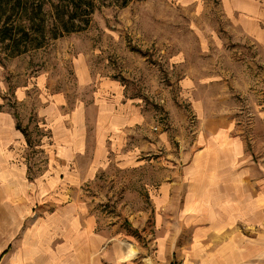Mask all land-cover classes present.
Listing matches in <instances>:
<instances>
[{
    "label": "rangeland",
    "instance_id": "obj_1",
    "mask_svg": "<svg viewBox=\"0 0 264 264\" xmlns=\"http://www.w3.org/2000/svg\"><path fill=\"white\" fill-rule=\"evenodd\" d=\"M256 1L254 19L264 29V0ZM94 4L82 30L40 47L10 54L0 42V114L11 115L23 138L9 144L15 153L8 168L0 166L13 176L0 175V228L8 230L0 231V264H17L20 246L21 264L64 256L57 224L67 196L42 191L50 175V131L38 114L56 94L68 106L81 101L91 119L97 85L114 82L149 125L147 157L96 170L68 191L94 216L90 235L101 256L118 245L139 264L169 258L175 264L174 251L187 250L192 222L177 215L179 200L158 201L157 180L164 167L170 181L173 157L187 151L200 130L228 127L246 139L248 152L264 156V44L243 32L230 0ZM78 69L89 79L83 88Z\"/></svg>",
    "mask_w": 264,
    "mask_h": 264
},
{
    "label": "crops",
    "instance_id": "obj_2",
    "mask_svg": "<svg viewBox=\"0 0 264 264\" xmlns=\"http://www.w3.org/2000/svg\"><path fill=\"white\" fill-rule=\"evenodd\" d=\"M230 2L240 12L237 19L243 32L264 44V29L254 19L258 2ZM77 71V85L83 88L88 76L82 69ZM87 109L81 101L68 106L65 98L56 94L38 113L50 131V179L42 191L67 196L57 224L63 234L59 250L64 256L50 258L49 264H139L134 257H126L118 245L103 256L97 254V243L90 235L94 216H86L85 202L68 191L96 170L110 164L129 166L147 157L144 136L150 133L149 125L141 109L127 101L114 82L97 85L91 119ZM21 139L11 115L0 114V166L8 168L15 153L8 146ZM186 149L173 157L177 162L168 169L170 181L165 179L164 167L157 180L158 201L179 200L177 215L192 222L188 248L184 253L174 251L175 264H264L263 153L248 152L246 139L224 126L200 130ZM2 171L1 179L13 177ZM21 248L13 263L21 264ZM170 259L159 264L173 263Z\"/></svg>",
    "mask_w": 264,
    "mask_h": 264
},
{
    "label": "trees",
    "instance_id": "obj_3",
    "mask_svg": "<svg viewBox=\"0 0 264 264\" xmlns=\"http://www.w3.org/2000/svg\"><path fill=\"white\" fill-rule=\"evenodd\" d=\"M94 8V0H0V42L10 54L40 47L82 30Z\"/></svg>",
    "mask_w": 264,
    "mask_h": 264
},
{
    "label": "bare ground",
    "instance_id": "obj_4",
    "mask_svg": "<svg viewBox=\"0 0 264 264\" xmlns=\"http://www.w3.org/2000/svg\"><path fill=\"white\" fill-rule=\"evenodd\" d=\"M132 255H133L132 252H131V251H128V252L126 253L125 256H126V257H130V256L132 257ZM124 258H125V257H124Z\"/></svg>",
    "mask_w": 264,
    "mask_h": 264
}]
</instances>
